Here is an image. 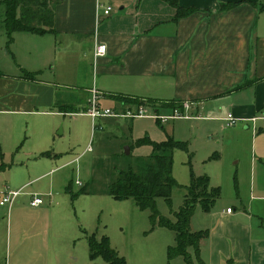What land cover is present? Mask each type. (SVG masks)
I'll use <instances>...</instances> for the list:
<instances>
[{
	"label": "rangeland",
	"instance_id": "374dc122",
	"mask_svg": "<svg viewBox=\"0 0 264 264\" xmlns=\"http://www.w3.org/2000/svg\"><path fill=\"white\" fill-rule=\"evenodd\" d=\"M26 34L36 41L8 46V33L0 29V74L19 77L24 70L39 71L38 81L51 82L57 95L55 106H39L42 112L38 114L0 111V202L5 191L26 185L11 210L0 205V264H106L101 256L91 258L88 237L93 233L98 239L107 235L127 264H186L181 256L169 260L168 247L175 243L173 231L153 225L150 212L140 210L134 199L116 200L109 193L117 170L137 168V157L152 152L151 145H136L145 136L160 142L170 135L186 145L174 151L173 174L181 186L173 190L172 206L164 198L157 199L160 213L173 221V211L184 203L182 186L190 183L191 171L209 175L211 184L221 188L215 210L240 209L251 201L252 188L253 195L259 187L264 190V160L259 158L264 115L250 127L239 120L229 127L211 118L218 115L215 112H202L198 118L182 112L191 118L165 122L151 116L117 122L61 113L59 104H75L80 110L87 105L85 89L94 77L90 60L80 56L87 52L73 51V47L64 50L49 35ZM45 51L48 58L36 57ZM115 103L106 100L103 108ZM48 150L63 154L54 159L39 155ZM53 165L60 167L41 176L54 169ZM68 186L79 195L72 198ZM86 187L89 193H81ZM35 193L44 204L31 206ZM204 216L197 205L193 227L206 223Z\"/></svg>",
	"mask_w": 264,
	"mask_h": 264
},
{
	"label": "crops",
	"instance_id": "0c3cea01",
	"mask_svg": "<svg viewBox=\"0 0 264 264\" xmlns=\"http://www.w3.org/2000/svg\"><path fill=\"white\" fill-rule=\"evenodd\" d=\"M178 1L195 11L176 20L177 10L166 0H60L56 33L41 36L53 37L64 50L73 47V51H86L80 56L90 60L94 77L85 89L89 95L86 107L80 110L75 104L64 103L59 104V112L90 117V99L96 90L103 110L126 113L136 108L119 100L128 96L183 101V112L197 118L202 112H215L218 115L211 118L225 122L229 114L247 127L259 122L264 115V0ZM228 3L234 5L223 9ZM108 6L112 11L106 15ZM26 33H15L13 43L36 41ZM98 44L107 46V54L99 58L95 55ZM48 55V51L36 53L43 59ZM31 72L36 73V79L0 75V111L38 114L42 112L39 106H55L54 85L38 81L39 71ZM106 100L116 103L103 108ZM153 110L159 115L173 114L170 109ZM98 118L119 122V118L129 117L93 120ZM260 148L259 158L264 160V140ZM48 151L52 156L47 159L63 154ZM53 166L41 176L60 167ZM253 190L251 201L240 209L229 212L231 207L226 211L213 207L210 212L204 211L206 223L197 229L191 220L193 231H209L201 242L206 264H264V190L259 187L255 195Z\"/></svg>",
	"mask_w": 264,
	"mask_h": 264
},
{
	"label": "trees",
	"instance_id": "16d2710c",
	"mask_svg": "<svg viewBox=\"0 0 264 264\" xmlns=\"http://www.w3.org/2000/svg\"><path fill=\"white\" fill-rule=\"evenodd\" d=\"M177 10L176 20L195 11V8H184L178 0H166ZM60 0H0L2 14L0 15V29L5 28L8 33V46L14 41L17 32H28L37 35L56 33V6ZM234 4H224L223 9H229ZM3 75V74H0ZM27 79H36V73L24 70L23 76ZM244 86V85H243ZM241 86V87H243ZM124 104H132L136 108L149 106L155 109H180L184 111V102L171 100L159 101L136 97L120 96ZM137 146L151 145L152 152L147 156H138L137 168L130 166L127 169L117 170L108 186L110 195L116 200L134 199L140 210L150 212L149 218L153 225L167 228L175 233V243L168 247L169 260L183 257L186 264H206L201 257V242L209 236L208 230L193 231L191 220L197 205H201L205 212H210L222 190L219 186L211 185V178L207 174L196 175L191 171L188 185L182 186L186 190L183 205L173 211L175 220L160 213L157 199L164 198L172 206V194L176 187L181 186L173 174L174 151L184 149V142L168 135L163 141L157 142L149 136L140 138ZM133 147V146H131ZM50 157L51 152L41 154ZM72 198L79 194L71 192ZM83 194L89 193L86 187ZM97 233L88 237L91 258L101 256L106 264H127L124 257L112 248L107 235L97 238Z\"/></svg>",
	"mask_w": 264,
	"mask_h": 264
},
{
	"label": "built area",
	"instance_id": "2783aa9c",
	"mask_svg": "<svg viewBox=\"0 0 264 264\" xmlns=\"http://www.w3.org/2000/svg\"><path fill=\"white\" fill-rule=\"evenodd\" d=\"M112 11V7L108 6L105 9V14L108 15ZM107 54V46L105 44H98L96 46V51L95 55L97 58L105 56ZM99 92L96 90H93L92 92V98L90 99L91 107L89 109V114L93 118L97 117H107V116H112V117H143V116H154L157 117L158 119H161L163 122L167 121L168 119L171 118H191L189 115H182L178 109L173 110L172 115H164V114H150L145 106H141L137 109V112H133L132 110H128L126 113H119V112H114L111 109H106L103 110L100 108L99 103ZM189 105L186 104L185 108H188ZM226 123L227 126H233L236 123V118L232 115L229 114L226 118ZM256 119H254L255 121ZM23 194V189H19L16 191H5L3 194V199L0 202V205L6 206L8 205V208L11 210L15 202L18 200V198ZM44 199L41 198L39 195L34 194L33 198L31 200V206L37 207L42 204H44ZM229 212L232 211L231 208L228 209Z\"/></svg>",
	"mask_w": 264,
	"mask_h": 264
},
{
	"label": "water",
	"instance_id": "95a60500",
	"mask_svg": "<svg viewBox=\"0 0 264 264\" xmlns=\"http://www.w3.org/2000/svg\"><path fill=\"white\" fill-rule=\"evenodd\" d=\"M130 153V148L128 147V154Z\"/></svg>",
	"mask_w": 264,
	"mask_h": 264
}]
</instances>
